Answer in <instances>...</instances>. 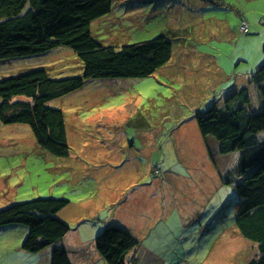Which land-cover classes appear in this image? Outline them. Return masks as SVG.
Here are the masks:
<instances>
[{
    "label": "rangeland",
    "instance_id": "1",
    "mask_svg": "<svg viewBox=\"0 0 264 264\" xmlns=\"http://www.w3.org/2000/svg\"><path fill=\"white\" fill-rule=\"evenodd\" d=\"M78 21L77 13L65 16L62 30ZM243 21L247 35L239 31ZM89 23V44L79 51L94 50V45L119 51L165 36L173 44L172 58L149 77L86 79L82 88L48 103L64 115L67 157L39 147L29 126L0 122V210L33 199H65L69 205L57 218L70 227L65 241L36 254L21 248L26 227L0 228V264H48L47 251L68 246L78 232L84 240L96 238L114 223L137 239L138 264H242L252 242L230 220L238 201L234 183L217 193L212 189L210 201L206 190L202 212L190 216L195 224L189 215L162 205L173 190L170 181L189 179V168L197 179L199 168L208 175L210 167L221 174L218 178L234 174L237 155L210 156L195 114L221 105L236 89L257 90L251 80L264 66V0H112L111 11ZM39 69L63 79L82 76L83 64L72 48L59 47L0 60V80ZM257 106L253 99L252 109ZM127 184L132 187L123 190ZM154 184L158 191L152 190ZM136 186L145 194L135 196ZM225 197L228 218L220 219L214 212ZM135 201L141 207H128L112 219L119 206ZM199 204L191 199L195 209ZM218 221L221 231L227 228L236 255L221 257L219 239L201 235ZM99 259L93 264H106Z\"/></svg>",
    "mask_w": 264,
    "mask_h": 264
},
{
    "label": "trees",
    "instance_id": "2",
    "mask_svg": "<svg viewBox=\"0 0 264 264\" xmlns=\"http://www.w3.org/2000/svg\"><path fill=\"white\" fill-rule=\"evenodd\" d=\"M112 0H0V60L44 54L59 47L72 48L83 64L82 76L52 79L46 69L0 80V122L25 124L39 147L57 157H67L69 146L62 111L48 106L52 100L82 88L86 79L107 77L146 78L172 58L168 37L127 45L79 51L89 44V23L111 11ZM79 18L74 28L63 31L62 19ZM247 24L246 21H243ZM243 22H240L239 31ZM247 24V35L249 32ZM242 33V32H241ZM243 34V33H242ZM251 83L257 88L234 90L221 105L212 104L195 119L208 154H236L231 176L238 201L230 218L233 227L257 248L248 264H264V66ZM21 98V99H20ZM253 99L258 103L253 110ZM217 211L225 209L227 198ZM65 199L39 198L0 210V228L24 226L28 234L22 250L36 254L60 243L70 227L57 218L66 208ZM138 242L123 229L109 225L95 238V248L106 264H127L129 252ZM50 264H71L66 249H52Z\"/></svg>",
    "mask_w": 264,
    "mask_h": 264
},
{
    "label": "crops",
    "instance_id": "3",
    "mask_svg": "<svg viewBox=\"0 0 264 264\" xmlns=\"http://www.w3.org/2000/svg\"><path fill=\"white\" fill-rule=\"evenodd\" d=\"M129 122L126 121V124H128ZM131 123V122H130ZM155 141V140H153ZM197 169L199 170V177L198 179L196 178L195 174L196 171L193 173V168H189V179H183L185 181H179V183L171 180V184H173L171 187L172 189L175 191V195H173V190H169V194H167L166 196L163 197V200L167 202V204H163V207H167V208H175L177 209L178 213L180 214V212H182L184 215H189L187 216L188 218H190V222L191 224H195V221H193L190 217L193 213H195V211H197V209H200V213L203 210V206L205 205L206 202L202 203L205 200V194H206V190H207V195H208V201L211 200V196H210V191L212 192V189H214L217 193L218 189H222L223 187L226 186V184H224L225 179H226V175L225 178H222V176L219 177V174L217 172V174L215 173V171H211V168L209 167V173L208 175H205V169ZM148 170V169H147ZM213 174L218 178L217 180L215 178H213ZM194 180H198L201 183L200 184H195ZM156 188H155V187ZM199 186H202V189L199 188ZM130 187H132V184H127L125 188H123V190H128ZM137 188V189H136ZM136 192H135V196H141L142 194L145 193H141V189L140 186H136ZM153 191H158V185L154 184L152 187ZM194 199L197 201V203H200L199 205H197V208L195 209V206L191 205V199ZM196 198L200 199V201H198ZM115 200H112L109 202V205H115L114 203ZM211 202H208V206L210 205ZM202 204V205H201ZM221 204V203H220ZM220 204L217 203L218 208L219 206H221ZM141 207V205L136 204V201L134 203H124L123 206H119L117 211L114 212V215L112 216L113 220L116 219L117 214L120 215L122 214V210L123 213H127V209L128 207ZM217 208V209H218ZM226 210L224 209H220L219 211H215L214 212V216L218 217L220 219L222 218H227V214L225 212ZM175 212V210H174ZM128 217H126L127 219ZM112 220V221H113ZM212 220H210L209 222H211ZM218 223L221 224V221L216 222L215 224V228H211V226H209L207 229H204L203 231H201V235H207V236H213L214 238H218L220 245L219 248L216 249V251L218 252V254L223 258H227V256L230 254H237L238 249H234L230 247V244L228 241L229 239V234H228V230L227 228H225L223 231H221V225L219 226ZM109 225H116L114 224H109ZM120 225V224H119ZM119 227V226H117ZM122 229L129 234V232L123 227L121 226ZM120 228V227H119ZM232 230V229H230ZM219 231V232H218ZM218 233V235H217ZM192 234H194L193 236H195L197 234L196 232H192ZM130 235V234H129ZM68 234L65 236V239L67 238ZM131 236V235H130ZM132 237V236H131ZM133 238V237H132ZM135 239V238H134ZM231 239V238H230ZM137 241V239H135ZM232 240V239H231ZM138 242V241H137ZM251 246V244L249 245ZM68 253L69 256V260L71 262V264H93L94 261H98L100 260V256L95 248V238H88L86 240H84L81 236V234L78 232V234H76V237H70L68 240V246L66 245L64 247ZM136 249V248H135ZM132 250L131 252H129L128 256H127V264H138V262L136 261L137 258V251ZM252 251V252H249ZM249 250L247 252H245L242 256L243 258V263L248 264L252 257L256 254L257 252V248L256 246H254L252 244V247L249 248ZM254 251V252H253ZM43 252V251H42ZM234 252V253H233ZM51 253L52 251L45 253V258L47 256L48 258V264H50V257H51ZM255 253V254H254ZM98 254V255H97ZM241 256V255H240ZM241 256V258H242ZM249 256V258H248ZM45 264V263H44Z\"/></svg>",
    "mask_w": 264,
    "mask_h": 264
},
{
    "label": "built area",
    "instance_id": "4",
    "mask_svg": "<svg viewBox=\"0 0 264 264\" xmlns=\"http://www.w3.org/2000/svg\"><path fill=\"white\" fill-rule=\"evenodd\" d=\"M240 32H242L243 34L247 32V24L246 23H242L241 28H240Z\"/></svg>",
    "mask_w": 264,
    "mask_h": 264
}]
</instances>
